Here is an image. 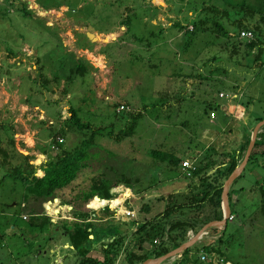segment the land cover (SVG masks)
Wrapping results in <instances>:
<instances>
[{"label":"rangeland","instance_id":"obj_1","mask_svg":"<svg viewBox=\"0 0 264 264\" xmlns=\"http://www.w3.org/2000/svg\"><path fill=\"white\" fill-rule=\"evenodd\" d=\"M242 1L264 9V0H0V140L13 138L16 150L38 166L44 161L38 150L50 148L69 116V106L92 129L107 127L114 133L138 114L133 133L119 141L95 137L85 166L65 188L66 196L72 197L88 191L93 180L113 184L111 203L92 201L90 208L98 216L92 220L127 228L134 218L124 215L127 209L137 217L141 202L183 191L199 180L151 156L152 149L181 159H193L198 152L200 156L208 146L229 151L244 131L240 116L247 111L250 125L264 116V73L250 60L256 49L249 55L243 46L232 52L227 38L209 30H197L185 47L186 32L173 25L179 21L191 28L206 4L219 10L209 16L219 17L232 32V21L242 16L236 8ZM87 31L97 39L91 42ZM78 58L85 61L84 75L70 74ZM89 66L94 69L89 71ZM194 68L208 79L187 77ZM209 106L215 117H210ZM89 129L80 131L68 123L58 148L73 150ZM261 159L248 162L230 186L233 219L219 229L222 240H215L219 235H213L214 240L203 235L201 243L192 246L190 260L198 261V253L218 257L201 249L212 242L224 256L222 264H264ZM2 160L0 154V264H77L66 233L75 220L71 206H63L56 197L34 198ZM100 245L88 256L103 259ZM123 261L118 257L115 264Z\"/></svg>","mask_w":264,"mask_h":264},{"label":"trees","instance_id":"obj_2","mask_svg":"<svg viewBox=\"0 0 264 264\" xmlns=\"http://www.w3.org/2000/svg\"><path fill=\"white\" fill-rule=\"evenodd\" d=\"M261 6L254 9L249 7L244 1H242V4L237 5V11L242 13V16L232 21L233 26H235V30L232 32L221 21H218L219 17L216 19L209 16L210 13H219V10L206 4H203L200 8L199 15L202 13L203 16L198 15V17L190 22L189 26L191 25V28L181 24L179 21H174L173 25L186 32L187 40L185 47H188V43L197 30H209L215 32L218 36L227 38L229 43H231L232 52L236 51L238 47L243 46L245 48V55H249L250 52H254L253 50L256 49L250 60L252 64L257 63L258 69H262L264 73V57H262L264 53V9H261ZM256 13L259 14L257 18ZM243 29L251 30L253 37L251 39L240 38L239 32ZM84 49H87V47H84ZM214 57L212 56V59ZM84 62L78 58L74 67L70 68V74L84 75L87 72ZM86 62L89 65V62ZM201 65L206 66V62L203 61ZM89 67H91V70L88 69L89 71L94 69L92 66ZM42 74L40 73L41 76ZM187 77L197 78L198 82L202 79H208L205 74L200 73L196 68L188 73ZM42 80L47 81V79ZM237 94H239L238 90L237 92H233V95L236 96ZM106 98L109 97L106 96ZM121 106V109L124 110L125 107ZM209 108L211 109L212 107L209 106ZM211 111L214 112V109L212 108ZM68 114L69 116L67 118L64 117L59 131L52 138L51 145L55 144L59 151L54 156L48 157L46 161L38 164V166H34L29 162V155H24L16 150L13 138L6 137L0 140V154H2V162L10 164V175L21 179L28 193L33 195L34 198L45 201L56 197V199L59 198L61 200L60 202L57 199L58 203L63 206L65 204L71 206L75 220L72 222V226L66 229V233L69 238L68 244L72 246V250L76 251L78 257L77 264H115L120 255H122L127 264H139L149 257L163 255L179 246L187 238L189 230H193L198 226L202 227L210 221L222 218V186L226 178L239 163L238 158L243 155L249 142L250 130L247 132L246 140L242 144L238 154L235 150H223L219 152L213 146H208L205 149L206 151L202 152L200 156V152H198V155L192 157L193 159L185 158L195 162L196 170L190 178L194 179L198 177V182L193 183L191 181L192 183H189L183 191L155 195L150 202H141L137 210L138 216H134L127 225V228H122L117 224L109 226H104L103 223L96 224L92 220L98 218L95 215V210L90 208L92 207V201L95 199L104 201V203L98 204L103 205L114 198L115 195L111 194L115 193L112 191L113 184L105 185L101 181L93 180L88 191L80 194L77 192L72 197L66 196L65 188L72 183L80 169L85 166L84 162L88 156V150L94 142L95 137L97 135H104L113 137L119 141L121 138L133 133L138 114L129 123L128 127L116 133L111 129L107 130V127L92 129L89 123L79 118L72 106L68 107ZM263 117L257 116L253 124H256ZM68 123L80 131L91 128L89 129L90 133L85 138H82L71 151L63 147L58 148L63 142L62 136L68 127ZM59 138H62L61 142H58ZM5 139V142H7L6 146L3 144L5 143ZM51 145L49 149L43 150V153H52L53 148H51ZM9 147L13 150L11 154L8 149ZM150 154L175 168L181 166L182 160H185L184 158L175 157L172 153L163 152L158 149H152ZM263 157L264 127L258 134V139L254 144L248 162L259 160V158ZM14 159H18L19 162L14 164ZM75 190L76 188L69 191L68 194L70 192L73 193ZM261 195V207L264 209V185ZM154 202L160 204L156 205ZM104 209L106 212L110 211L107 204ZM92 214L93 217H90ZM46 218L49 219V216L47 215ZM101 218L103 217L99 219ZM219 229L217 227L207 229L211 235H219L215 239L217 241H221L223 236V234H219ZM90 235L92 237H89ZM99 243H101L100 249L104 254L101 260L88 256V253L96 248V245ZM192 246L185 249L181 253V258L172 264H182L184 262L189 264L190 259L188 254L192 251ZM201 249L208 250L210 253L215 252L224 258L220 253L219 247L212 245V242L208 245L202 244ZM194 261L190 260V263L193 264Z\"/></svg>","mask_w":264,"mask_h":264},{"label":"water","instance_id":"obj_3","mask_svg":"<svg viewBox=\"0 0 264 264\" xmlns=\"http://www.w3.org/2000/svg\"><path fill=\"white\" fill-rule=\"evenodd\" d=\"M88 28L89 30H94L92 26H88ZM86 36L91 42L97 39L96 36H92V33L90 31L86 32ZM263 127H264V117L253 126L250 132L249 142L247 144L245 151L243 152L240 162L235 166V168L232 170V172L229 174V176L226 178V180L223 183L222 191H221L222 218L220 220H213V221H210L204 224L194 235L186 238L179 246L171 249L167 253L157 256V257L147 258L143 260L142 262H140L139 264H162L164 261L173 259L176 256L181 255V253L185 249H187L188 247L192 246L197 241H199V239L203 237L204 233L207 232L208 228L210 227L224 228L225 227L228 217L231 214L229 210V195H228L229 187L232 184V182L236 179V177L240 175L245 165L247 164L251 151L254 147V144L256 140L258 139V134L261 132ZM89 237H92V235H90Z\"/></svg>","mask_w":264,"mask_h":264},{"label":"crops","instance_id":"obj_4","mask_svg":"<svg viewBox=\"0 0 264 264\" xmlns=\"http://www.w3.org/2000/svg\"><path fill=\"white\" fill-rule=\"evenodd\" d=\"M88 50V49H87ZM56 90V89H55ZM239 104H236V106H238ZM246 105H249V102H247L246 103ZM223 108L225 109V110H227V111H229L228 110V108L227 107H225V105L223 106ZM39 111H41L40 113H43V114H45V110L44 109H40ZM234 115L236 116V113H234ZM247 115V111H245V113L242 115V116H240V117H242L241 119H242V124L245 126L244 127V131H242L240 134H239V137L236 139V138H234L233 140L235 141V143L233 144V146H232V148L231 149H229V151H236L237 152V154H238V152L240 151V149H241V146H242V144H244V142H245V140H246V137H247V135H248V131L250 130V132H251V129H252V125H250L249 123H248V121L246 120L247 118L245 117ZM236 117H239V116H236ZM239 117V118H240ZM51 120V119H50ZM230 132H232V129H230ZM236 133V132H235ZM235 136V134L233 135V137ZM237 137V136H236ZM228 151V150H227ZM38 154L39 155H41L42 157H44L43 159H44V161H46V159H47V154H45V153H43V150H38ZM45 157H46V159H45ZM241 158H242V155L241 156H239V162H240V160H241ZM262 161V164L264 165V159H261ZM30 162V161H29ZM195 178H197V177H195ZM231 186V185H230ZM229 189H230V187H229ZM184 190V189H183ZM179 191H182V190H179ZM229 200H230V193H229ZM100 221H102V220H106V218L105 219H103V218H101V219H99ZM201 227L200 226H198V227H196V228H194L193 230H191L192 231V235H194L199 229H200ZM223 229V228H222ZM207 233H208V235L207 236H205V237H207V238H210V239H213L214 238V236L212 237L211 236V234L209 233V231L207 230ZM212 237V238H211ZM203 238H204V236L202 237V238H200L199 239V241H197L194 245H196V244H199V243H201V241L203 240ZM216 239V238H215ZM214 240V239H213ZM70 246V245H69ZM202 253H198L197 254V256H198V261H195L193 264H196L197 262H201V261H203V260H201L200 259V255H201ZM120 257H122V256H120ZM188 257H189V259H190V255L188 254ZM123 258V257H122ZM181 258V255H179V256H176L175 258H173V259H170V260H167V261H164L162 264H172V263H174V262H177L179 259ZM124 260V259H123ZM62 260H59V262H61ZM123 264H127L126 262H125V260L122 262ZM120 264V263H119ZM189 264H192V263H190V260H189Z\"/></svg>","mask_w":264,"mask_h":264},{"label":"built area","instance_id":"obj_5","mask_svg":"<svg viewBox=\"0 0 264 264\" xmlns=\"http://www.w3.org/2000/svg\"><path fill=\"white\" fill-rule=\"evenodd\" d=\"M239 37L240 38H244V39H251L253 37V32L251 30H246V29H243V30H240L239 32ZM220 95H222V93H220ZM122 107V106H120ZM210 117H215V112L211 111L210 112ZM62 141V138H59L58 139V142H61ZM51 148H53L54 150L57 149V147L55 146V144H52L51 145ZM181 172H183V174L186 176V177H191L193 172L196 170V166H195V162L194 161H190V160H182L181 162ZM110 201H112V199H110ZM124 215L128 216L129 218H133L134 217V212L132 209H127L125 212H124ZM23 218H25V216H23ZM233 219V216L230 214L229 217H228V220H231ZM204 235H208V233H204ZM192 236V231L189 230L187 232V238ZM211 254H215V253H211ZM218 255V254H217ZM122 256V255H120ZM119 256V257H120ZM200 259L201 260H209L211 261L213 264H222L223 262V257L220 255H218V257H213V255L211 256V259H209L208 257H206L205 254H201L200 255Z\"/></svg>","mask_w":264,"mask_h":264},{"label":"bare ground","instance_id":"obj_6","mask_svg":"<svg viewBox=\"0 0 264 264\" xmlns=\"http://www.w3.org/2000/svg\"><path fill=\"white\" fill-rule=\"evenodd\" d=\"M91 31H93V30H91ZM91 33H92V36H94V35H93V32H91ZM97 37H98V36L96 35V38H97ZM118 212H119V213H122V212H124V210H123V211H120V210H119Z\"/></svg>","mask_w":264,"mask_h":264}]
</instances>
